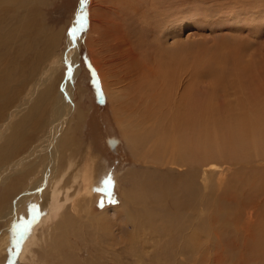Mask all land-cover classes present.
<instances>
[{"label": "rangeland", "instance_id": "obj_1", "mask_svg": "<svg viewBox=\"0 0 264 264\" xmlns=\"http://www.w3.org/2000/svg\"><path fill=\"white\" fill-rule=\"evenodd\" d=\"M140 1L145 4L144 0H87V6L85 10L83 9V20L80 25L81 38L77 54L78 65L76 64L80 71L78 70L79 73L75 74L72 99L69 102V105L73 104V108L63 130L68 143H72L71 150L67 153L72 155L74 163L64 179L69 180V184L73 185L72 191L70 190L71 194H74V189L77 187L81 188L78 194L73 196L76 199H73L74 202L85 201L84 205L79 203L84 208L79 212L81 219L69 224L63 231L69 237L67 241L63 242H66L63 250L59 251V246L55 249L56 246L54 247V244L47 241L46 237L41 234L43 226L48 225L50 218L41 217L37 208L36 210L33 208L35 199L28 198L24 207L26 208V220L21 222L22 225L19 228L18 225L15 226L16 235L11 239L13 248L10 256L7 261H2L0 257V264H179V262L184 264L186 261L188 264H192L185 260V255L178 254L180 241L172 233L170 234L171 238L169 235L163 234V230L159 228L160 223L157 222L158 224L147 227L143 223H138L142 210L146 207L159 202L161 204L158 205L172 206L173 202H177L179 193H176V183L188 169V165L179 166L175 163L177 150L178 155H181L179 148L173 149V143H178L180 150L183 153L186 152L185 155L188 156L191 155V151L184 145V142L186 144L189 137L190 142L194 138L198 139L197 146H202V143L205 144L206 141L214 139L213 142L217 145L224 144L223 146L231 147L233 145L231 134H235L234 131L244 134L246 132V136L243 134L244 137H242L252 139L251 143L261 131L264 132V108L256 107L253 103L257 100L256 91L264 92V0H181L176 5L183 7L181 13L172 15L163 26V30L158 32L159 36L157 37L161 42H164L162 45L160 41H158L160 44L153 43L154 41L152 42L151 38L146 35L139 36L141 30L145 32L143 30V27L146 26L143 21L144 16L141 17L139 11L132 7L136 5L135 3L141 4ZM79 5L80 0H0V131L11 122V119L14 121V125L12 124L11 128L7 129L5 141L0 142V151L3 150L2 154L5 157H2L0 152V170L23 155L24 139H27L28 147L36 145L42 137V140H47L46 136L50 129L49 122L52 121L56 113L55 107L59 105L60 110L59 93H55L50 104L47 101L46 105L41 107V123H39L38 117H34L33 111L26 109L32 101H29L21 112L19 105L28 87L33 86V82L37 81L42 70L51 63V58L53 56L60 57L61 53L63 56L65 55L66 39H68ZM138 6L136 5L134 8ZM149 16L151 21L160 17L159 14L156 19L152 17V14ZM142 31L141 35L144 34ZM162 46L163 50L165 48L173 53L177 52L181 46V64L184 71L183 91L186 97L184 106L186 108H183L186 113H190L189 117L191 120L193 118V122L197 126V129L192 133L190 129L184 130L179 125H173L171 122L167 124L169 121L165 122V116H170L167 107L177 105V101L173 98V102L171 100L158 102V98H156L157 88L159 89L158 80H156L157 83L154 82L152 90H148L149 92H146L144 96L143 93L140 94L142 100L139 97L137 81L143 76H148L149 79V75L156 71ZM154 49L158 50L154 51ZM94 51L99 58L101 57V74L102 72L105 74V82L109 83V96L104 93L99 70L92 62ZM177 54L171 56L172 62L178 61L179 55L177 56ZM145 61L147 63L143 65ZM134 64L138 65V69L133 67ZM176 69L177 65L173 69L169 66V74H173ZM68 70L69 67L63 61L62 67L58 71L59 83H66ZM138 70L141 72L139 73ZM148 79L146 78V80ZM146 96L148 97L146 98ZM144 99L145 101H143ZM192 103L196 105L194 106ZM235 106L236 108H234ZM198 107H201V112ZM195 109L197 112H194ZM141 110L142 112H140ZM68 113L67 110L62 111L60 120L66 118ZM195 113L197 114L195 115ZM188 114L185 116L188 117ZM25 115L26 119H23ZM32 116L34 119L30 120ZM117 116L119 121L115 118ZM196 119L198 120L195 121ZM121 120L123 123L120 122ZM44 121H46L45 124ZM253 122L255 127L252 125ZM137 123L138 125L135 127L134 125ZM151 123L155 127L150 125ZM125 125L126 128L123 129ZM25 126H27V132L23 134ZM245 126L249 128L247 129ZM132 129L134 130L132 131ZM224 129L225 133H223ZM258 129L260 132H257ZM131 131L132 135L138 134L137 136L145 142L140 146L129 143L127 137ZM186 131L189 132L188 137L184 136ZM109 137L118 139L115 150L110 149L106 143V139ZM154 138L157 140L154 141ZM155 142L159 143V148L157 145L156 151L153 152L151 147ZM136 146L138 151H136ZM160 146L165 148L161 149ZM250 146L249 150H252L253 144ZM199 150L203 152L200 162L203 161V169L207 172L205 175L200 174L202 172L200 168L199 199L204 202L211 201L210 203L216 199L228 203L230 197L232 199L240 196L236 191L229 190L232 189L231 186L235 182L246 183L247 179V183L249 182L250 185L252 180L248 179V176L244 177L240 171L238 172L240 176L236 175L240 167L229 165L227 159L220 158L219 160V157L212 152L213 150L207 152L201 148ZM244 151L246 152V148L235 149L234 146L230 156L237 154V156L240 155L239 157H244ZM43 153L46 154L47 151L42 152V156ZM224 153L226 154V152ZM185 155L184 157H186ZM33 160L34 163L29 162L30 165L24 167V171L33 172L30 173V179L27 180L37 182L44 178L48 185L43 187L44 193H46L58 174L67 167L68 157L67 162L66 159H59V169H57L59 172L53 171L55 176L51 173L43 174L44 172L41 175L39 171L40 168H45L44 160L40 158ZM214 162L217 166L210 169ZM252 163L245 167H249V170L253 167L251 171L254 172L264 169L261 166V163L264 164L263 160L254 159ZM263 172H259L257 175L260 176L264 174ZM74 175H79V177ZM132 175H138L136 184L140 181L143 182L148 175V181L152 180L150 179L152 176L158 184L169 182L173 188L171 187L161 197L160 194L157 196V192L148 188L146 196L141 198L142 205H134L135 203L130 204L131 202H129L128 206L131 209L127 211V208L123 207L122 193L131 190ZM204 177H208L210 180L209 188H204V183L207 184ZM48 178L51 180L49 181ZM83 179H85L84 182ZM11 181H15L13 186L9 187L8 183L0 185L1 236L6 222L12 217V215L8 217L6 213L17 197L16 193L23 192L27 183L23 180V171L16 172ZM65 184L68 185V183ZM79 184L82 185L79 186ZM99 185L100 187H98ZM83 186L86 188L88 186L90 192L84 193ZM232 194H235L234 197L231 196ZM59 198L62 200L61 197ZM192 201H196V199L193 198ZM70 203L65 202L63 208L66 212L72 213ZM198 208L196 211L200 210L202 206L199 205ZM205 209L194 213V215L199 213L196 220L191 219L192 213L189 206L183 209L179 215L182 214L181 217L189 215L190 217L187 218L193 221L189 222L188 229L185 227V232H189L196 222H201L203 227L201 228L203 235L201 244H207L208 247L203 245V248L210 252L207 254L208 258L207 255L203 256L207 264H220L223 256H228L230 259L227 264L264 263V253L263 256L256 254L254 252L257 250H246L242 245L231 249L209 247L217 239L216 235L221 231L222 225L215 222L211 209ZM235 211L233 212L235 213ZM22 217L23 212L17 211V219L20 220ZM40 218H43V223L33 233L36 245H32L30 243L32 237H25L23 230L33 227L35 221L38 222ZM58 219L59 217H57ZM243 221L244 217L241 223ZM172 239L175 240V246L169 244ZM223 241L214 244L219 245L226 242L224 239ZM20 242H23L21 246ZM26 247L28 248L27 252ZM24 249V258L18 261L17 257ZM3 254L2 252L1 256Z\"/></svg>", "mask_w": 264, "mask_h": 264}, {"label": "bare ground", "instance_id": "obj_2", "mask_svg": "<svg viewBox=\"0 0 264 264\" xmlns=\"http://www.w3.org/2000/svg\"><path fill=\"white\" fill-rule=\"evenodd\" d=\"M144 2H145V4H142V1L139 2L141 4L135 3L136 5H139L138 6L139 8L138 7L134 8L136 5L135 6L132 5L133 6L132 9L139 11V13L141 14V17L144 16L143 21H144L146 26L143 27V30H145V32L141 30L142 32H144V34L141 35V31H140L139 36L146 35V37L151 38L152 42L154 41L153 43H159L160 44V42H161L159 40L160 38L157 37V36H159L158 32L163 30L162 29L163 26L166 25L167 21L170 20L172 15H174V14L176 15L180 11L183 10V7H181V6L177 7L176 6L177 4H179L181 2V0H144L143 3ZM132 4H134V3H132ZM86 6H87V0H80V5L78 8L77 14L74 16L73 23H72L71 28H70V33H69L68 39H66L65 55L63 56V53H61L60 57L53 56L51 58V60H50L51 63H49L42 70L40 77L37 79L36 82H33L34 83L33 86L30 88L28 87L25 96L20 101V105H19L20 112L23 109H25L23 107L27 106L29 101H32L30 103V105L27 106L26 109L28 111H33L35 114L34 117L36 116V118L38 117L40 119V116L42 117V115L40 113L41 107L46 105L47 101H49V104H50V100L52 102L53 97L56 95L55 93L58 92L60 95V110H59V105H57L55 107L56 113H55L52 121L49 122L50 129H49L48 135L46 136L47 140H45V139L42 140L43 139V137H42V139L36 145L28 147L29 143H27V139H24L23 140V155L14 159L10 164L5 165L4 166L5 168L3 170H0V185L8 183L9 187L13 186V183L15 181H11V179H13V175L18 171H23V180H25V182H27L26 187H24V189H23V192H21L20 194H18V192L16 193L17 197L14 199L11 207L9 206L10 209L6 213V215L8 217H9V215H12V217L9 218V221L6 222V224L4 226L5 229L2 230V236L0 235V257H1L2 261H7L8 257L10 256L11 250L13 248L11 246V243L13 242V240L11 242V239L16 235L15 229H16L17 225L19 228L22 225L21 222L24 221V219L26 220V216H27L26 212H25L26 208H24V207H25V204H26V201L28 198H31L33 200L35 199L33 201L34 202L33 208H35V210L37 208L41 217H44V218L46 217L45 219L50 218L48 225L43 226V229L41 230V234H42V236L46 237L47 241L52 242L54 244V247L56 246L55 249H57V247L59 246V248H58L59 251L63 250V247L66 243V242L65 243H63V242L65 240L67 241L68 237H69V236H67L66 232H63V231H65L66 227H68L69 224L81 219L79 212L82 211L84 208L80 206L81 204H79L81 201L78 200L79 202H74V200H73V199H75V198H73V196L77 195L79 190H81V188L78 189L79 187L76 186L77 189L73 188L74 194H71L70 192L72 191L73 185H72V183H71V185L69 184V180L64 179L65 175L70 171V169L74 163L72 162V158H71L72 155L69 152L67 153V151L71 150L70 146L72 145V143H70V142L68 143L67 136L65 135V133H63V130H64V126L66 125V122L68 120L67 118L70 116L71 110L73 108L72 107L73 104L69 105V102H70V99H72V89H73V81L75 78V74L79 73L78 72L79 67H77V65H78L77 64V54H78V47H79L80 38H81V36H80V25H81V22L83 20V16H82L84 13L83 9L85 10ZM124 8H126V7H124ZM142 14H144V15H142ZM149 14H152V17L155 19L158 16V14L160 17H159V19L151 21V17L149 16ZM92 41H93V39H92ZM100 41H101V39H100ZM158 41H160V42H158ZM163 43L164 42H161V45ZM161 45H159V46H161ZM180 47L181 46H179V50L177 52L174 51V53H173L172 51L166 50L165 48L163 50V46H162L161 56H160V60L158 62V65L156 67V71L152 75L151 74L149 75L150 76L149 79H148V76L147 77L143 76L140 78V80L138 79L137 84H139V86H136V87H138L137 91L140 92L139 97L141 99L140 94L143 93V96H144V94L146 92H149L148 90H150V89L152 90V87L155 85V83H157L156 80H158L159 89L157 88V92H156L157 93L156 98H158V102L160 103L161 100H164V101L165 100H169V101L171 100V102H173L172 101L173 98H175V101H177V105H172V106L167 107V109L170 111L169 112L170 116H165V122L169 121L167 124H169L171 122L173 125H179L182 128H184V130L190 129V132L192 133L193 130L197 129V126L193 122V118L191 120V117H189L190 113L189 114L186 113L185 112L186 110L184 109V108H186V107H184L186 105V97H185V94L183 91L184 71L182 69V64H181L182 59H181V55H180L181 54V48ZM92 48H93V46H92ZM158 49H160V48H158ZM158 49H154V51L158 50ZM175 53L176 54L178 53L177 56L179 55L178 61L172 62L170 60V58H172L171 56L175 55ZM93 55H94V57H92V62L95 65V67L99 70L101 80H102V88L104 89L103 91H105L104 93H106L109 96L110 95V92L108 90L109 83L105 82V80H106L105 74H103V72L101 74V71H102V60L100 59L101 57L99 58L96 52ZM168 56H170V57L168 58ZM142 60H144V59H142ZM63 61H64L65 65H67V67H69V70L67 71V78L65 80L66 83H63V82L59 83V77L60 76L58 74V71H59V68L62 67ZM146 63L147 62L145 61V63H143V65H145ZM138 64H140V63H138ZM176 65H177V69L174 70L175 72L173 74H169V72H170L169 66H171L173 69ZM134 66L136 67V69H138V65L134 64L133 67ZM135 72H137V70H135ZM140 72L141 71H139V73ZM146 78L148 80H146ZM153 80H155V81H153ZM152 93L156 94L155 92H152ZM147 97L148 96H146V98ZM149 97H151V96H149ZM152 98H154V97H152ZM145 99L143 101H145ZM256 99H255L256 101L253 102L254 105L256 107H263L264 108V92L263 91H261V92L256 91ZM154 100H156V99H154ZM156 104L158 105V103H156ZM149 105H151V104L149 103ZM192 105H194V104L192 103ZM151 106H155V105H151ZM175 107H177V108H175ZM196 108H197V106H196ZM200 108L201 107H198L199 110H200ZM234 108H236V106ZM66 110L69 112L68 116L66 118H62L60 120L61 112L66 111ZM195 110H194V112H197V110L196 111ZM38 111H39V113H38ZM191 111H189V112H191ZM250 111H251V109H250ZM140 112H142V110ZM152 112H154V110H152ZM200 112H201V110H200ZM37 113H38V115H37ZM139 114H142V113H139ZM186 114H188V117L185 116ZM196 114L197 113H195V115ZM198 114H199V111H198ZM145 115H147V114H145ZM154 115H151V116L154 117ZM79 116H80V113H79L78 117ZM200 116L202 117V115H200ZM34 117L32 116L30 120H33ZM175 117H177V118H175ZM247 117H248V115H247ZM12 118H14V117H12ZM115 118L117 121H119L118 116ZM155 118H156V116H155ZM23 119H26V115L23 116ZM198 119L200 121L199 117H198ZM198 119H196L195 121H197ZM41 122H42V120L40 119L39 123H41ZM120 122H122V120ZM45 123H46V121H44V124ZM12 124L14 125V121H12V119H11V122L5 128H3L0 131V142L2 140L5 141V138L7 136V133H6L7 129L11 128ZM44 124L42 125V127L44 126ZM136 125H138V123L135 124L134 126L136 127ZM150 125H154V124L151 123ZM252 125H253V127H255L254 122ZM27 126L23 127V134L25 132H27ZM248 126H249V124H248ZM154 127H155V125H154ZM256 127H257V125H256ZM125 128H126V125H125V127H123V129H125ZM198 128H199V126H198ZM161 129H163V128H161ZM133 130L134 129H132V131ZM179 130H180V128H179ZM132 131L128 137L126 136L127 139L129 138V140H128L129 143H132L133 145L138 144L139 146H140V144H143L145 141H142L143 139L141 137L137 136L138 134H136V136L132 135ZM141 131H142V129L140 130V133H141ZM225 131L226 130L224 129L223 133H225ZM137 132H138V130H137ZM147 132H148V130H147ZM181 132L183 135L184 134L183 130ZM257 132H260L259 129ZM188 133L189 132L186 131V135H184V136L188 137ZM199 133H201V132H199ZM234 133L235 134H231V137H233V140H232L233 145L231 147L227 146L226 144H225L226 146H223L224 144L223 145H221V144L217 145L216 143L213 142L214 139H212L211 141L210 140L206 141L205 144L202 143L203 141L201 139V143L203 144L202 145L203 147L201 145H199V146H201V147H199V146H197L198 139L194 138L190 142V140H189L190 137H189L188 141H186V144H185L184 138H183L182 140L184 142V145L187 146L189 151H191V155H188V156L185 155V153H186L185 151H184L185 153H183L180 150V147H178V145H177L178 143L177 144L173 143V145H172L173 149L179 148V151H180L179 154L181 155V156L178 155V150H177L176 155H175V156H177L175 158V163H177V165H179V166L188 165V169L186 171L183 170V171H185L184 174L178 178L179 179V180H177L178 184L176 183V187H177L176 193L177 194L179 193V196L177 198V202H173L171 204L172 206H170V205H158V204H161V202L158 201L159 203H156L157 199L155 196L154 199H155L156 204L153 203L154 205H150V207H146L145 209L142 207L144 210L141 209L142 215L139 217L138 223H141V224L143 223L146 227L151 226V225H156L157 222L160 223L161 225L159 226V228H161L163 230V232H164L163 234H165V235L167 234V236L168 235L170 236V234L172 233L180 241V251H178V254L185 255V260L190 261V263H192V264H207L205 262L206 259H204L203 256L209 254L210 252L208 249L203 248V245H205V243L203 245L201 244V242H202L201 240L203 238V235L201 233V231H202L201 228H203L201 226V222H196L195 224L192 225L191 230L189 232L188 231L185 232L186 228L188 227L189 222H191L192 220L187 218V217H190L189 215L187 217H181L182 214L181 215H179V214L183 211V209H186L187 206H189V209L192 213L191 219H195L197 217V215L199 214L198 213L197 215H194V213L196 214L198 211H201V209L206 208L208 210L211 209V213L214 217L213 219L215 220V222H217L219 225H222L221 231L218 233V235H216L217 239H215L214 243H217L219 241L224 242L223 239L226 242L223 244L221 243L219 245L212 243L209 245V247L214 248L216 246L215 248L220 247V249L221 248L223 249V247H227V248L231 249V248H236L237 246L242 245V246H244V248L246 250H250V249H252V251L257 250L256 252H254L256 254L262 255L264 253V174H262L263 176L257 175V173L264 171V169H259V171L254 172V171H251L253 167L250 168L251 170H249V167H245V166H250L251 163L254 161V159H260V160L264 161V132L261 131L260 134L258 135V137L256 139L254 138L255 140L253 141V143L250 142L252 139L243 138L244 133H241L239 131L238 132L234 131ZM254 133H255V129H254ZM168 134H169V132H168ZM168 134L166 133V135H168ZM245 134H246V132H245ZM150 135H151V132H150ZM150 135H149V137H150ZM177 135H178V133H177ZM147 136H148V134H147ZM256 136H257V134H256ZM199 137H200V135H199ZM222 137H223V135H222ZM109 138H112V140L116 141L115 145L118 143V139H116L115 137H109ZM155 140H157V139L154 138V141ZM158 140L160 141V139H158ZM178 141L180 142L181 145H183V143H181L180 139H178ZM199 141H200V139H199ZM13 143H14V141H13ZM157 143L158 142H155L154 144H152L151 148H152L153 152L157 148V145L159 148V143L158 144ZM164 143H165V141H164ZM7 144H8V142H7ZM132 144H131V146H132ZM250 144H253V146H254L252 148V150H249L251 147ZM115 145H114V148L112 150H115ZM234 146H235V149H237L238 147L246 148V152L244 151L245 152L244 157H239L240 155L237 156V154H235V155L232 154L230 156V152H232V148ZM137 148L138 147L136 146V151H138ZM160 148H161V146H160ZM164 148L162 147L161 149H164ZM199 148H201L205 152H207L209 150H213L212 152H214V155L219 157V160H220V158L223 160L227 159L229 161L228 162L229 165H236V166L240 167V168L237 167L238 170H237L236 175L239 174L238 172L240 171L242 174H244V177L248 176L247 178L252 180L253 182L250 181V185L248 184L249 182L247 183V179L245 180L246 183H243L240 181L241 183L235 182L233 184V182H232V184H233L231 186L232 189H229V190L236 191V193L239 194L240 196H236V198H235L234 195L236 193L232 194L231 196H233L234 198L231 199V197H230L229 201L227 199L228 203H224L221 200H217V199L215 201H213V203H210L211 201L210 202H208V201L204 202L203 200L199 199L200 186L198 183V181H199L198 177L201 176L200 174L205 175L207 173L203 169V165H204V164H202L203 161H202V163L200 162V157L203 156V154H202L203 152H200ZM131 149L133 151H135L134 150L135 146H134V149L133 148H131ZM45 150L47 151V153L46 154L43 153V156H42V152H45ZM171 150H172V148H171ZM198 150H199V152H198ZM2 151L3 150L0 151L1 154L4 153ZM224 152H226V154ZM137 153H135V154H137ZM182 153H183V155H182ZM184 155L186 157H184ZM2 157H4L3 154H2ZM67 157H68L67 167L58 174V176L54 179V181L51 183V185L49 184L50 186H49L46 193H44L45 189H43V187H45V185H47L45 183L44 178L39 179L40 181L36 180L37 182L27 180V179H30L29 175H30V173H33V172L24 171V167L27 165H30V164H28L29 162L34 163L33 159H37V158L39 159L40 158V159L44 160L43 164L45 165V168L44 167H43L44 169L40 168V171H39L40 174L42 175L43 172H44L43 174H46V173L47 174L48 173L53 174V171L57 172L58 171L57 169H59L58 161H60L61 159H63V160L66 159V162H67ZM220 162H222V161H220ZM222 163H224V162H222ZM216 166L217 165L214 162V164H211L210 169H214V167H216ZM261 166L264 167V164L262 165V163H261ZM22 168H23V170H21ZM200 168L202 169V172L199 174ZM246 168H248V169H246ZM259 168H260V166H259ZM233 170L235 171V169H233ZM181 173H182V171H181ZM53 175L55 176V174H53ZM74 176H73V178H74ZM76 176L79 177V175H76ZM239 176H240V174H239ZM239 176H237V177H239ZM137 177H138V175L137 176L135 175L132 177L133 183L131 185L132 188L130 187L131 190L122 193L123 194V201H122L123 207H126L127 211H129V209H131V207L128 206L130 204L135 203L134 205H136V204L142 205L143 200L141 198L146 196V194L148 192L147 190L152 189V190H154L155 193L157 192L156 193L157 196H158V194H160V197H161L165 194L166 191L170 190V188L172 187V186H170L169 182H167V183L162 182L161 184H158L156 182L155 178L152 176H150V179H152V180L148 181V179H149L148 175L146 177L147 180L144 179L143 182L140 181V183L137 182L138 184H136V178ZM158 179H160V178L158 177ZM204 179L207 182V184L204 183V188H209L210 187L209 186L210 180L208 179V177H204ZM50 180L51 179H49V181ZM84 180L85 179H83V182H84ZM145 180H146V182H145ZM175 180H176V177H175ZM49 181H47V182H49ZM72 181H73V179H72ZM163 181H165V180H163ZM65 183H68V185ZM81 185L82 184H79V186H81ZM84 185H85V183H84ZM247 186H249V188H247ZM83 187H84L83 190H85L84 193L90 192V188L88 186H87V188L85 186H83ZM98 187H100V185ZM95 190H97V189H95ZM213 190H211V191H213ZM97 194H98V192H97ZM59 197H61L62 200H60ZM193 198H195L196 201H192ZM154 199H152V200H154ZM81 200H83V199H81ZM86 201H88V200H86ZM65 202H71L70 203L71 204L70 211L72 213L66 212L65 209L63 208V207H65L64 206ZM129 202H131V203L129 204ZM81 203L84 205L85 201H83ZM10 204H11V202H10ZM199 205H201L202 208L200 210L196 211V208H198ZM22 206H23V208H22ZM235 208H237V209H235ZM235 210H237V211H235ZM17 211L23 212V217L20 220L17 219ZM233 211H235V213ZM33 213H35V212L33 211ZM57 217H59L58 220H57ZM136 217H138V216L136 215ZM243 217H244V221L241 223ZM42 219L43 218H40L38 222L35 221V223H34L35 225L33 227L25 228L23 230V235H25V237H29V236L32 237L31 241H30V243L32 245L33 244L36 245L35 238H33L34 237L33 233H35V231L38 229L39 225L41 223H43ZM18 222H20V223H18ZM137 225H140V224H137ZM170 238H171V236H170ZM165 239H166V236H165ZM167 239H168V237H167ZM174 243H175V240L172 239L171 243H169V244L174 245ZM21 244H23V242H20V246H21ZM207 247H208V245H207ZM47 248H48V246H47ZM25 249L27 252L28 248L26 247ZM25 249L20 251V253L17 257L18 261H21V259L24 258L23 254H24ZM201 250H203L202 254H201ZM2 252L4 253L3 256H1ZM182 253H184V254H182ZM218 254H220V253H218ZM65 256H67V255H65ZM208 257H209V255H207V258ZM222 259H221L220 264H227V262L230 260L228 258V256H226V257L223 256ZM260 262H261V259H260ZM186 263H187V261L184 264H186ZM179 264H183V263L179 262Z\"/></svg>", "mask_w": 264, "mask_h": 264}, {"label": "water", "instance_id": "obj_3", "mask_svg": "<svg viewBox=\"0 0 264 264\" xmlns=\"http://www.w3.org/2000/svg\"><path fill=\"white\" fill-rule=\"evenodd\" d=\"M106 143L110 149H113L116 141L112 140V138H108L106 139Z\"/></svg>", "mask_w": 264, "mask_h": 264}, {"label": "snow or ice", "instance_id": "obj_4", "mask_svg": "<svg viewBox=\"0 0 264 264\" xmlns=\"http://www.w3.org/2000/svg\"><path fill=\"white\" fill-rule=\"evenodd\" d=\"M109 183H111V181H108Z\"/></svg>", "mask_w": 264, "mask_h": 264}]
</instances>
